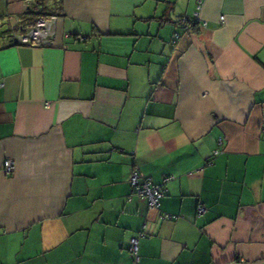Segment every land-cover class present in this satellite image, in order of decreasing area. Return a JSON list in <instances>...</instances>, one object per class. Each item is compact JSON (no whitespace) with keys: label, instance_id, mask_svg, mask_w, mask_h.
Wrapping results in <instances>:
<instances>
[{"label":"crops","instance_id":"0c3cea01","mask_svg":"<svg viewBox=\"0 0 264 264\" xmlns=\"http://www.w3.org/2000/svg\"><path fill=\"white\" fill-rule=\"evenodd\" d=\"M0 264H264V0H0Z\"/></svg>","mask_w":264,"mask_h":264},{"label":"built area","instance_id":"2783aa9c","mask_svg":"<svg viewBox=\"0 0 264 264\" xmlns=\"http://www.w3.org/2000/svg\"><path fill=\"white\" fill-rule=\"evenodd\" d=\"M54 15L49 17L39 16L36 21L20 34H15V41L23 44H47L51 43L52 28L51 20ZM224 19V18H223ZM206 24V22L204 23ZM4 170L12 172L15 168L13 159H7L4 163ZM170 177L166 178L161 184H154L152 179L139 169H134L130 174V183L134 187L135 192L141 197L148 200L149 207L156 209L160 205L161 198L167 191V181ZM206 207L203 204L198 206V213H204ZM164 217V216H163ZM167 217H172L168 215ZM146 237V233L141 232L139 236L133 237L130 243V251L136 259L139 258V244L140 239Z\"/></svg>","mask_w":264,"mask_h":264},{"label":"trees","instance_id":"16d2710c","mask_svg":"<svg viewBox=\"0 0 264 264\" xmlns=\"http://www.w3.org/2000/svg\"><path fill=\"white\" fill-rule=\"evenodd\" d=\"M46 14H48V16L54 15V14H52L51 11L50 12H46L43 9L42 10L39 9V10H37V12L34 11V10H31V12L28 14V15H30V17H29V20H31L30 24L32 25L39 16H41V15L45 16Z\"/></svg>","mask_w":264,"mask_h":264}]
</instances>
